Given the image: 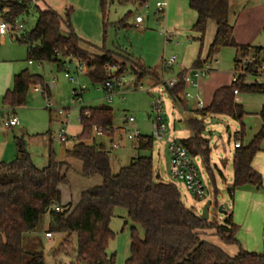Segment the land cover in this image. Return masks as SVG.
Segmentation results:
<instances>
[{"label":"trees","instance_id":"obj_1","mask_svg":"<svg viewBox=\"0 0 264 264\" xmlns=\"http://www.w3.org/2000/svg\"><path fill=\"white\" fill-rule=\"evenodd\" d=\"M32 1L0 0L2 19L15 28ZM146 2L100 0V8L106 20L109 8L114 3L144 5ZM188 3L197 15L192 27V32L197 35L194 41L203 46L210 21L217 28L206 59L199 57L194 68L212 62L225 48L234 47L242 56L264 54V48L235 44L230 22L234 14L231 13V0H188ZM5 9L8 11L5 12ZM18 42L27 46L30 62L56 63L60 68L69 57L86 62L89 67L87 77L93 84L104 86L108 80L116 83L125 69L117 70L116 77L108 78V69L118 65L114 61L117 54L104 51L97 56L83 50V40L73 29L70 12L63 21L51 10L38 9L35 28L21 35ZM126 60L137 77V84L144 77L154 75L141 63L129 58ZM184 74L178 75L179 83L174 89H166L173 103L190 114L184 98L187 90ZM33 84H40L47 91V96L50 95L42 77L26 70L14 77L13 87L4 96L5 105L12 110L24 107ZM236 89H239V93L264 94V86L246 85L245 77H242L238 83L218 90L211 105L197 112L203 118L207 115L228 116L242 125L240 136L236 138L237 143L242 141V144L233 157L234 180L228 189L231 198H234L237 190L245 187L264 191L263 177L252 167L264 141V107L259 113L263 121L261 129L250 144L244 145L246 132L243 121L247 113L236 101ZM80 124L82 131L67 154L82 161V175L100 176L103 184L83 192L74 208L71 205L62 206L60 190V186L69 184L67 172L71 166L59 162L53 151H50L48 166L40 169L34 165L24 141L17 139L15 160L11 163L0 162V264H46L43 253H28L24 249V237L38 231L46 216L49 217L48 233L68 235L61 246L73 233L77 234V264H115V256L109 257L107 252L115 238L110 224L118 208L125 209L130 221L143 231L141 237L136 227L131 228L130 257L125 264H264V253L259 255L242 248L237 239L239 227L233 222L232 214H227L225 225L212 224L184 205L175 184L157 182L151 156H138L132 159L129 166L113 173L110 152L104 144L97 143L95 133V128H100L106 136L113 135L107 133L113 128L111 108L82 107ZM186 125L191 136L180 143L192 158L201 157L211 172V149L209 141L203 137V121L188 116ZM136 141L135 149L138 151H153V138L142 136ZM211 231L215 232L213 235L223 246L238 247V253L232 256L226 249L208 240Z\"/></svg>","mask_w":264,"mask_h":264},{"label":"rangeland","instance_id":"obj_2","mask_svg":"<svg viewBox=\"0 0 264 264\" xmlns=\"http://www.w3.org/2000/svg\"><path fill=\"white\" fill-rule=\"evenodd\" d=\"M158 2L167 5L163 14L157 10ZM38 8L57 13L63 21L70 12L73 29L77 30L76 32H79L78 34L84 39L81 47L91 55L99 56L104 51L120 55L114 57L118 65L108 69V78L116 77V71L125 68L121 75L122 78L124 77V87L116 89L113 100L110 102L103 85L93 84L88 77L83 76L78 80L81 85L86 86L83 102H74L73 90L77 85L68 80L63 68L50 62L33 61V65H30L27 46L16 40L10 42L9 44H12L21 56L23 55L19 65L31 74L42 77L44 84L49 88L50 98L43 93H35L33 86H30L26 105L16 109L20 127L8 130L4 122L8 121L9 108L4 103V95H0V158L6 161L5 163H11L16 157L15 155L7 156L9 151L6 152V132L9 133L10 141L13 143H16V136H24L31 159L40 169L47 165L50 151H53L59 162L68 163L71 166V170L67 172L69 184L61 186L62 201L65 206L79 203L81 192L91 188L89 184L91 179L82 175V161L68 156L67 151L74 147L76 138L82 131L81 108L106 106L113 110L115 129L126 127L125 119L132 117L135 119L134 130H140L144 137L153 138V151L144 152L135 149L137 141L128 140L124 133L114 139V142L120 143L119 150L112 148L113 141L108 137L96 136L97 143L104 144L110 152L113 173L116 174L121 168L129 166L132 159L138 156H151L157 182L175 184L182 195L184 205L188 209H194L200 216L207 202L212 201L209 222L225 225V215L218 212L217 204L219 206L228 204L229 208L233 209L235 203L231 200L228 189L234 180L233 157L236 152L234 146L242 130L240 122L224 115H209L203 118L195 113L198 110L196 106L198 101L193 98L186 100L188 111H192L195 119L203 121V137L210 143L211 172L204 165L201 157L193 158L206 189L205 198L197 199L192 196L184 184L174 180L171 175L172 164L168 142H181L188 139L191 132L186 125L189 113L173 103L166 87L167 83L177 79L181 73L184 58L193 52L197 57L201 51V46L193 41L192 26L197 15L190 9L188 0H147L144 5L114 3L109 8L106 20L101 12L100 0H40L38 7L30 3L28 11L19 18L17 28L21 29V33L30 31L36 26ZM138 16L144 19L142 26L136 25ZM63 29H66L64 24ZM165 31L171 37L166 36ZM207 43L205 39V47ZM173 57H177L174 68L165 69V61ZM126 58L141 63L154 75L144 77L137 84V77ZM214 58L220 61L216 69L223 76L221 79L226 80L225 74L233 71L235 67V50L225 48ZM54 81L56 86L52 88L51 84ZM186 92L192 96L195 95L189 87ZM241 98L242 105L248 113H253L264 105V94L241 93ZM158 99L162 101V118L168 128L165 138L161 141L154 136L153 131L156 115L152 110V103ZM55 113H62L59 121L54 120ZM243 123L247 135L243 141L246 145L258 132L262 121L251 114L244 118ZM62 130L66 132V142L56 139ZM262 144L264 145V141ZM248 218L245 219L247 221L243 220L242 227L234 221L239 225L238 233L247 235L250 228L252 231L257 230L255 233L259 235V242L264 244V211L251 214ZM47 220L49 217H44L41 226L47 224L45 228H49ZM110 227L115 233V238L109 244L108 256H115V264H125L130 257L131 228L136 227L141 237H143V231L130 221L128 212L123 208L116 209ZM214 233V231L209 232L210 236L207 239L223 247L233 256L232 248L234 247L223 246L213 235ZM58 237L55 235L53 244L44 242L43 245H38L29 242L28 237L25 236L24 249L28 253H43L46 264H77V234L73 233L68 241L54 250Z\"/></svg>","mask_w":264,"mask_h":264},{"label":"crops","instance_id":"obj_3","mask_svg":"<svg viewBox=\"0 0 264 264\" xmlns=\"http://www.w3.org/2000/svg\"><path fill=\"white\" fill-rule=\"evenodd\" d=\"M31 3L37 5V7H38V5H40V0H33ZM164 5H165V9H166L167 5L166 4H164ZM231 6H232V9L234 10V12H233L234 14L231 17L230 22L233 25V39H234L235 44L238 46H250V47L264 48V0H231ZM38 9L42 10L40 8H38ZM165 9H164V11H165ZM7 11L8 10L5 9V12H7ZM42 11H46V10H42ZM0 16H1V14H0ZM194 23H193V25H194ZM74 31H75V29H74ZM216 31H217L216 24L214 22L210 21L208 23L207 32L205 35V39H207V41H208L206 47H205V40H204L203 46H201L198 42L194 41V38H196L197 35L192 32L194 34L193 41L195 43H198L201 46V51L198 53L197 57H195V53L193 52L192 54L190 53L187 57L184 58V60L181 64L182 71L180 74L190 72L194 68V65H195V63L199 57H201L202 60L206 59L208 49L211 46V44L213 43L214 37L216 35ZM26 32H29V31H22V33H21V29L17 28V26H16L15 28H11L8 36L0 42V95L5 96V94L12 88L14 77L16 75H19L20 73L26 71V69L22 68V66L19 65L23 59V55L21 56L19 54V52H17L14 49V46L12 44L11 45L9 44L10 42H14L15 40L18 41L20 39L21 35L25 34ZM78 33L76 32V34L84 41L83 37L81 35H79ZM167 36H168V34H167ZM206 36H208V37L206 38ZM168 37H171V36H168ZM230 48H233L235 50V53H236L235 64H236V60L239 57V53H238L236 48H234V47H230ZM27 55H28V50H27ZM195 58H197V59H195ZM213 60L218 61V63H214V62L212 63L213 64L212 65L213 71L208 78L202 79L200 81L199 89L189 87L195 93V95L193 96V99L195 101H198L197 105H196L198 110H196L195 113L200 112V111L206 109L208 106H210L212 101H213L214 95L218 90H220L222 88L230 87L233 84L232 78H233V72H234L235 67H234L233 71L225 74L224 77H226V80H223V78L221 79V77H223V76L221 74H219L218 70L216 69V67L220 65V61L215 59V58ZM66 62H67V59L64 60V64ZM29 64L33 65V62L29 61ZM64 64H63V69L65 71ZM174 66H173V68H174ZM36 76H38V75H36ZM52 84H51L52 88L56 86V84H55V86H52ZM31 86H33V91L35 93H43L46 95L47 98H50V95L47 96V91L40 84H33ZM235 98H236L237 103L242 105L241 93L237 96L235 95ZM263 107H264V105L262 106V108ZM261 109H258L257 111H255L253 113H248L245 109V111L247 113L246 116L253 114L254 116L261 119L260 115H259ZM12 114H15L17 116L16 110L9 109V114L7 116V120L9 119V117ZM61 116H62L61 113H55L54 114V120L59 121L61 119ZM188 116L193 117L192 111H190V114ZM207 116H209V115H207ZM261 121H262V119H261ZM4 124L8 130H15V129H18L20 127V126L10 127L8 125L7 121H5ZM262 125H263V121L258 127V132L261 129ZM133 128H135V127H133ZM121 129L122 128L119 129L120 130L119 132H116L120 135L114 133L112 136H106L105 135V137H108L111 141L114 142L115 141L114 139L116 136H121V134L124 133ZM65 134H66V132H65ZM255 135L252 138H250L249 142L246 145L251 143V141L253 140ZM57 137H56V139H57ZM146 137H148V136H146ZM10 138L11 137H10L9 133L6 132L5 133V139H6L5 145L7 146L6 152L9 151V155H7V156L10 157L11 155H15L17 157L16 143L11 142ZM17 139H22L24 141V143L26 145V149H27V144L25 142L24 136H16L15 141ZM66 141H67V138H66ZM113 142H111V145ZM238 142L242 144V141H238ZM115 143H117V142H115ZM243 144H244V141H243ZM118 145H119V148H118V150H119L121 148L120 143ZM27 152L29 153L28 149H27ZM29 155H30V153H29ZM4 158H6V157H4ZM0 162H6V161H4L0 158ZM48 162H47V165L45 167L48 166ZM45 167H43V168H45ZM252 167L256 172H258L259 174L262 175L263 186H264V145L263 144L261 146V151L256 155V157L253 160ZM67 177H68V175H67ZM87 178L91 179V180H89V184H90L91 188H88V189H92L95 186L96 187L100 186L101 183L103 182V179H102V177L100 178V176L87 177ZM60 190H61V186H60ZM83 192H85V191L83 190L81 192L80 196L82 195ZM61 193H62V190H61ZM231 200L235 201V203H234L233 209L231 207L229 208L228 215L232 214L233 222L235 221L241 227H242L241 224H242L243 220L247 219L248 216H250L251 214L253 215L254 213H257V212L264 211V191L257 190L253 187H245V188H241V189L237 190L235 195H234V198H231ZM64 204L65 203L62 201L63 207H65ZM77 204H78V202L76 204L73 203L70 205L72 206V208H74ZM218 206L219 205L217 204V208H218ZM228 215H225V220L227 219ZM248 219H250V217ZM245 221H247V220H245ZM46 222L49 223V220H47ZM46 222H44V223H46ZM249 224H251V223H249ZM45 225H47V224H45ZM45 225L41 226L38 231L33 232L31 234H28L27 235L28 241L31 243H34V244H38V245L39 244L43 245L44 242H45V244H53L55 242L54 241L55 240V234L50 239L46 238V234L48 233V230H47L48 228H45ZM239 225H237V226H239ZM253 230H254V228H253ZM255 231H257V230H255ZM255 231H252L250 228L248 230V232L246 233L247 235H245L243 233H238L237 239L240 242V244L244 250L261 255L264 253V251H263V245L264 244H263V242H259L260 241L259 235L257 233H255ZM56 236L58 237V235H56ZM248 236L251 237V239H249ZM63 241H62V243H63ZM230 247H234V248H232V252H233L232 254H233V256H235L238 253V247H236V246H230Z\"/></svg>","mask_w":264,"mask_h":264},{"label":"built area","instance_id":"obj_4","mask_svg":"<svg viewBox=\"0 0 264 264\" xmlns=\"http://www.w3.org/2000/svg\"><path fill=\"white\" fill-rule=\"evenodd\" d=\"M157 10L160 14H163L165 5L161 2L156 4ZM144 23V19L140 16L136 18V25L141 26ZM10 25L2 19L0 16V42L5 39L10 32ZM167 36V32L165 31ZM177 61V57H173L165 61V69H172ZM218 63V61L213 60L210 63L205 64L201 68H194L190 72L184 74V82L187 84V87H192L199 89L200 81L202 79L208 78L213 71L212 63ZM66 76L72 84H76V88L73 90V99L74 102H83V94L86 91V86L79 83V78L87 76L89 73V67L86 62L76 60L73 57L67 58V62L64 64ZM242 77H245L246 85H261L264 86V54L261 55H248L239 57L236 60L235 69L233 72L232 83L236 84L240 81ZM124 77L120 78L116 83L112 80H108L103 86L104 90L107 93V98L111 102L113 100L114 92L117 88L124 87ZM179 83L178 78L167 83L169 89H174ZM56 82L54 81L52 86H55ZM239 89L234 90V95H239ZM185 100H190L193 98L191 94L185 92ZM152 110L156 115V120L154 122V136L159 140L165 138L167 133V125L162 118L163 104L160 99L155 100L152 103ZM62 114V113H61ZM89 116V113H87ZM126 127L121 130L127 136V139L130 141H136L142 137L140 130H134L135 119L130 117L125 119ZM10 127L20 126V121L15 114H12L8 121ZM119 129L107 130L108 134H114L119 132ZM95 133L97 136H105V131L100 128H95ZM57 140L61 142L66 141L65 131L62 130L60 135L57 137ZM235 149L241 147V143L235 144ZM112 148L118 149L119 145L115 142L112 143ZM168 151L171 156V175L174 180L184 184L187 191L197 199H203L206 195V189L203 185V182L200 179V175L197 169L196 164L194 163L193 158L190 156L188 150L180 142H168ZM57 211L60 210L59 207L56 208ZM53 235L50 233L46 234V238L50 239Z\"/></svg>","mask_w":264,"mask_h":264},{"label":"water","instance_id":"obj_5","mask_svg":"<svg viewBox=\"0 0 264 264\" xmlns=\"http://www.w3.org/2000/svg\"><path fill=\"white\" fill-rule=\"evenodd\" d=\"M3 9V6L0 5V11ZM234 10L231 9V13H233ZM213 203L212 201H209L207 202V204L204 206L203 210H202V215L201 217L206 220V221H209L210 219V209L212 207ZM228 211H229V206L228 204H223V205H220L218 206V212L222 215H227L228 214ZM68 235L65 234L63 235L62 237H58L56 239V243H55V246H54V250H57L59 248V246L61 245L62 241L67 237Z\"/></svg>","mask_w":264,"mask_h":264}]
</instances>
